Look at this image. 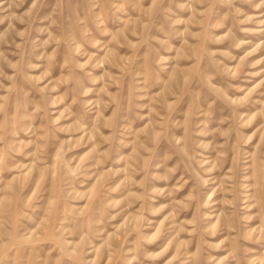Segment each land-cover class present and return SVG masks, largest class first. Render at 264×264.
I'll return each mask as SVG.
<instances>
[{"label": "rangeland", "instance_id": "obj_1", "mask_svg": "<svg viewBox=\"0 0 264 264\" xmlns=\"http://www.w3.org/2000/svg\"><path fill=\"white\" fill-rule=\"evenodd\" d=\"M0 264H264V0H0Z\"/></svg>", "mask_w": 264, "mask_h": 264}]
</instances>
